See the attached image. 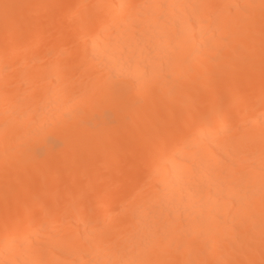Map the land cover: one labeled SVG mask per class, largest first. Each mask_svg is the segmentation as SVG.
<instances>
[{
    "label": "bare ground",
    "instance_id": "6f19581e",
    "mask_svg": "<svg viewBox=\"0 0 264 264\" xmlns=\"http://www.w3.org/2000/svg\"><path fill=\"white\" fill-rule=\"evenodd\" d=\"M0 264H264V0H0Z\"/></svg>",
    "mask_w": 264,
    "mask_h": 264
}]
</instances>
